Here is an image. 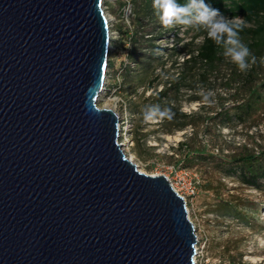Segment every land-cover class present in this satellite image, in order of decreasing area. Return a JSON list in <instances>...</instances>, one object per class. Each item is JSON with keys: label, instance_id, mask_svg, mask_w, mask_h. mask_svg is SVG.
Masks as SVG:
<instances>
[{"label": "water", "instance_id": "obj_1", "mask_svg": "<svg viewBox=\"0 0 264 264\" xmlns=\"http://www.w3.org/2000/svg\"><path fill=\"white\" fill-rule=\"evenodd\" d=\"M105 0H0V264H194L197 230L101 107Z\"/></svg>", "mask_w": 264, "mask_h": 264}, {"label": "rangeland", "instance_id": "obj_2", "mask_svg": "<svg viewBox=\"0 0 264 264\" xmlns=\"http://www.w3.org/2000/svg\"><path fill=\"white\" fill-rule=\"evenodd\" d=\"M134 1L130 0L131 12L128 14L120 9L119 1L115 4L104 3L111 31L110 52L114 51L109 60L114 65L107 67L108 90L101 96L99 105L109 107L116 98L121 101L117 111L122 127L121 142L124 143L123 149L127 156L132 158L141 171L176 176V180L181 182L186 178L187 182L192 180L196 183L198 194L190 205L191 217L199 235L208 239L207 250L210 260L221 258L241 263L246 259L250 264L252 262L264 264V190L242 183L237 174L226 173L230 167L231 156L264 149V126H260L262 130L257 139L252 140L247 137L250 129L246 124L233 121L231 125H218L220 117L216 113L221 109V103L224 101L228 104L231 101L227 99L229 95L219 85V75L217 77L216 73L211 75L206 85L201 87L200 83H196L195 86L200 88L197 91L183 87L178 94H171L172 105L181 106L183 111L188 114L193 112L195 115L191 118L193 123L185 129L167 131L181 119H171L162 124L160 120L144 121L140 109L146 104H157L162 108L163 105L154 99L155 91H159L162 88L161 82L171 76L173 66L179 68L180 62L176 64V60L182 61L181 57L184 55L159 48L157 54H163V59L156 61L153 68L145 72L130 59L128 40L123 41L124 44L115 51L117 42L120 41L121 24L130 25L131 28L138 25L137 13H133L136 8ZM140 23L149 31H158L162 26L159 18L151 20L142 16ZM202 30L195 26L185 28L177 25L167 29L168 33L158 38L156 43L160 46H172L176 43L177 37H180L182 41L178 43V47L186 41H192L190 47L195 48L201 41L202 37L199 34ZM149 49L151 50V47L144 50ZM162 61L165 63L164 66H161ZM157 73L160 75L154 78ZM258 77L262 81L264 71H261ZM190 82L192 81H188L187 84ZM193 96L202 98L192 99ZM173 113L174 116L177 115L176 112ZM180 141L188 143L182 153L199 148L209 153L213 152L216 157L197 155L200 156L198 159L190 163L183 162V155L176 150ZM249 141L250 150H246L243 145ZM217 148L220 150L217 151ZM185 163L188 175L179 173L177 176L169 173L170 166L181 167L185 166ZM228 202L237 206L241 213L229 211Z\"/></svg>", "mask_w": 264, "mask_h": 264}, {"label": "trees", "instance_id": "obj_3", "mask_svg": "<svg viewBox=\"0 0 264 264\" xmlns=\"http://www.w3.org/2000/svg\"><path fill=\"white\" fill-rule=\"evenodd\" d=\"M179 2L185 3L186 0H179ZM206 3L219 9L228 18H243L245 24L240 32V38L256 57L255 63L251 64L247 71H239L230 58L223 55V49L207 38L204 30L200 32L199 35L202 38L195 48L190 47L192 41H186L181 47H178V43L182 39L177 35L176 43L172 46L157 44L158 38L160 39L168 33L167 29L161 26L158 31H149L144 24L140 23L142 16L151 20L158 18L153 8V0L134 1L133 4L136 10L134 9L133 13H137L138 25L131 28L130 25L124 26L121 24L119 28L120 41L117 42L115 51H118L120 45L124 44L123 41L128 40L130 59L135 61V64L145 72L153 68L156 61L163 59V54H157L159 48L166 51H175L178 55H184L181 57L182 61L176 60V64L180 62L179 68L173 66L171 76L161 82L162 88L159 91H155V101L161 103L162 108L170 107L172 112L177 113L172 119H181L178 123L176 122L174 127L167 130L168 132L185 129L193 123L191 118L195 116L193 112L188 114L183 111L181 106L172 105L171 94H178L183 87H186L187 90L193 91L194 89L197 91L200 88L195 86L196 83H200L202 87L209 82L211 75L216 73L217 77L219 75V85L223 87L225 93L229 95L227 99L231 101L228 104H225L224 101L221 103V109L216 113L220 117L218 125H231L233 121L243 123V125L246 124V127L250 129L247 132V137L255 140L261 134L262 129L260 126H264V78L260 81L261 79L258 77L261 71H264V0H206ZM123 5L124 3H121V6ZM148 44L149 46H144ZM149 47H151V50H144ZM113 54L114 51H111L109 56ZM113 65L114 63L109 60L108 67ZM164 65L165 63L162 61L161 66ZM159 75L160 73H157L154 78ZM188 81L192 82L187 84ZM199 98L202 97L193 96L192 99ZM225 99L223 98V100ZM170 120H160V123H166ZM187 144L186 141H180L176 147V150H179L184 157L183 162L190 163L200 157L197 155L216 157L213 152L209 153L199 148H194L192 151L189 149L186 153H182L185 151L184 148ZM249 145L250 141L246 142L243 147L250 150ZM219 150L217 148V151ZM186 163L185 166L181 167L187 168ZM226 173L228 175L237 174L242 183L264 190V149L258 152L250 150L239 156H231L230 167ZM227 205H229V211H235L237 214L241 213L237 206H234L231 202H228Z\"/></svg>", "mask_w": 264, "mask_h": 264}, {"label": "clouds", "instance_id": "obj_4", "mask_svg": "<svg viewBox=\"0 0 264 264\" xmlns=\"http://www.w3.org/2000/svg\"><path fill=\"white\" fill-rule=\"evenodd\" d=\"M153 8L166 29L177 25L203 29L207 38L223 49V55L230 58L239 71L245 72L255 63L256 57L240 38L245 24L243 18H228L206 0H186L185 3L179 0H153ZM120 103L119 98L114 99L109 110L118 111ZM140 111L146 122L172 119L174 116L170 107L161 108L157 104H146Z\"/></svg>", "mask_w": 264, "mask_h": 264}, {"label": "built area", "instance_id": "obj_5", "mask_svg": "<svg viewBox=\"0 0 264 264\" xmlns=\"http://www.w3.org/2000/svg\"><path fill=\"white\" fill-rule=\"evenodd\" d=\"M117 1H119L120 9L123 12H125V14H128L129 12H131L130 0H105V3L107 4L110 2H114L115 4ZM121 3H124V5L121 6ZM107 90L108 88H107V83H106V91ZM119 129H120L119 142L122 143L124 147V143L121 142V135H122L121 122H119ZM169 168H170V171H169L170 174L173 173L177 176L180 175L179 173H182L184 175L189 174V171L187 170L188 168H183V167H179L175 165L170 166ZM152 175H155V174H152ZM165 176L168 178L170 184L177 191V193L185 199L188 216L191 219V221L194 223L191 217L190 205L193 204V201L198 194V188H197L196 183L193 182L192 180L187 182L186 178H184L183 182H181L180 180L179 181L176 180V176L175 177L169 176L167 174H165ZM195 227L197 226L195 225ZM207 242H208V239L201 237L199 233L197 232V244L195 246L196 254L194 256V264H250V262H246L247 261L246 259L243 260L241 263L231 261V260H224L221 258H215L213 260H210V257L208 255V250H207ZM252 264H256V262H252Z\"/></svg>", "mask_w": 264, "mask_h": 264}, {"label": "bare ground", "instance_id": "obj_6", "mask_svg": "<svg viewBox=\"0 0 264 264\" xmlns=\"http://www.w3.org/2000/svg\"><path fill=\"white\" fill-rule=\"evenodd\" d=\"M132 160V158H130ZM252 260H254V258H252Z\"/></svg>", "mask_w": 264, "mask_h": 264}]
</instances>
